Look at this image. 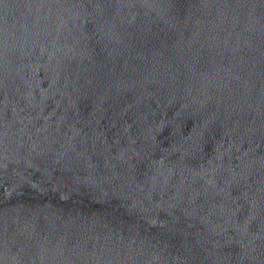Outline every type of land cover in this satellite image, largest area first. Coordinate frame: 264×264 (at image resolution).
<instances>
[{
    "label": "water",
    "instance_id": "water-1",
    "mask_svg": "<svg viewBox=\"0 0 264 264\" xmlns=\"http://www.w3.org/2000/svg\"><path fill=\"white\" fill-rule=\"evenodd\" d=\"M0 264H264V0H0Z\"/></svg>",
    "mask_w": 264,
    "mask_h": 264
}]
</instances>
